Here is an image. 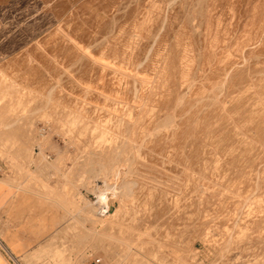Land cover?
<instances>
[{
  "label": "rangeland",
  "instance_id": "obj_1",
  "mask_svg": "<svg viewBox=\"0 0 264 264\" xmlns=\"http://www.w3.org/2000/svg\"><path fill=\"white\" fill-rule=\"evenodd\" d=\"M0 177L39 264H264V0H0Z\"/></svg>",
  "mask_w": 264,
  "mask_h": 264
},
{
  "label": "crops",
  "instance_id": "obj_2",
  "mask_svg": "<svg viewBox=\"0 0 264 264\" xmlns=\"http://www.w3.org/2000/svg\"><path fill=\"white\" fill-rule=\"evenodd\" d=\"M20 193L15 181L0 177V264H39V210L32 211L39 204L18 201Z\"/></svg>",
  "mask_w": 264,
  "mask_h": 264
},
{
  "label": "bare ground",
  "instance_id": "obj_3",
  "mask_svg": "<svg viewBox=\"0 0 264 264\" xmlns=\"http://www.w3.org/2000/svg\"><path fill=\"white\" fill-rule=\"evenodd\" d=\"M119 189V188H118ZM94 190L98 193V197H99V199L101 200V201H103V202H106L107 201V198L106 197H104V195L106 194V192H108V191H112L113 193H114V196H118L120 193L117 191V189L115 188V186L114 187H112V186H110V185H108L106 182H104L103 183V185L102 186H99V185H97V183L95 184V186H94ZM110 203V202H109ZM88 208H90V213H93L94 212V210H93V207L91 206V205H88ZM83 210V212H86V211H84V209H82ZM82 214V213H81ZM86 214V213H85ZM84 214V215H85ZM88 214V213H87ZM89 215V214H88ZM88 215H87V217H88ZM92 222V221H91ZM92 223H95V221H93Z\"/></svg>",
  "mask_w": 264,
  "mask_h": 264
},
{
  "label": "built area",
  "instance_id": "obj_4",
  "mask_svg": "<svg viewBox=\"0 0 264 264\" xmlns=\"http://www.w3.org/2000/svg\"><path fill=\"white\" fill-rule=\"evenodd\" d=\"M100 262H97L96 264H99Z\"/></svg>",
  "mask_w": 264,
  "mask_h": 264
}]
</instances>
